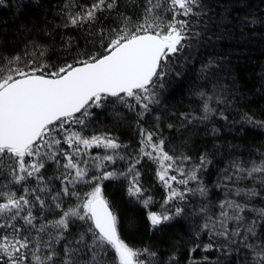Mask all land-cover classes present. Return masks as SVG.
Segmentation results:
<instances>
[{
  "label": "snow or ice",
  "instance_id": "obj_1",
  "mask_svg": "<svg viewBox=\"0 0 264 264\" xmlns=\"http://www.w3.org/2000/svg\"><path fill=\"white\" fill-rule=\"evenodd\" d=\"M13 6L18 19L44 8L42 0ZM59 7L63 28L79 30L83 47L62 37V63L50 62L49 46L36 41L23 53H0V264H179L175 251L134 247L123 237L104 192L112 180L126 182L151 233L190 228L187 264H264V151L237 142L264 129V120L242 106L250 101L231 60L232 45L249 43L264 23L249 0H64ZM7 23L0 19V34ZM197 63L191 93L199 107L169 113L173 83ZM109 108L121 120L117 108L134 115V153L111 132L88 134ZM198 141L205 142L197 148ZM145 162L164 190L159 210L143 182ZM198 251L218 255L197 259Z\"/></svg>",
  "mask_w": 264,
  "mask_h": 264
},
{
  "label": "trees",
  "instance_id": "obj_2",
  "mask_svg": "<svg viewBox=\"0 0 264 264\" xmlns=\"http://www.w3.org/2000/svg\"><path fill=\"white\" fill-rule=\"evenodd\" d=\"M42 2L44 4L42 10H26L22 19L16 18L13 0H5V4L0 5V19L8 21L4 25L7 30L6 33L0 34V42L4 44L0 53L6 57H11L17 53H23L26 45L36 41L49 46L48 60L50 62L62 63L65 55L61 44L62 37L65 39L73 37L83 47V41L80 39L81 32L74 28L64 29L63 20L57 16L60 11L59 6L64 3V0H42ZM88 2L89 0H79L81 4ZM249 3L251 10L264 19V2L262 0H249ZM18 25H27V28L18 29ZM33 27H35V31H31ZM249 35L252 37L249 43L232 45L231 60L238 76V85L242 87L247 100L250 101V103L242 106L245 110H251L257 119L264 120V95L257 94V91L264 93V87H261L264 85V23L258 22L255 25V31ZM53 44L55 47H52ZM27 50L32 51L30 47ZM207 54L208 52L205 51L204 55ZM197 68H199L198 63L188 71L183 83L179 86H176L175 82L173 83L175 90L166 101L169 113L186 112L189 109L196 110L199 107V102L193 98L191 93L192 87L196 84ZM117 111L124 117L123 120L119 119L109 108L107 111L98 113L88 128V134L111 132L119 136L121 142L129 144L131 147L128 151L134 153L139 147L135 117L123 108H117ZM166 123H178V121L166 118ZM229 138L231 139V137ZM204 142L198 141L196 147L199 148ZM237 142L264 151V129L255 128L247 133L242 142ZM116 167L122 170L124 164L120 163ZM143 172L144 185L149 188L150 194L155 200L153 210H159L164 197V190L155 181V166L151 162H145ZM125 186L126 182L123 180L106 181L104 185L105 195L110 199L120 216L123 237L134 247L152 245L153 250L158 252L170 253L175 251L179 264H187L188 248L191 247L189 243L190 228L187 225L184 227L177 226L166 230L164 233H151L145 210L127 197ZM82 190L87 191V188ZM68 203L72 204L74 201ZM50 218L52 217L50 216ZM73 230L75 231V229ZM172 245H176V247L173 248ZM217 255L216 252L198 251L194 253L197 259L208 256L210 260H214Z\"/></svg>",
  "mask_w": 264,
  "mask_h": 264
},
{
  "label": "rangeland",
  "instance_id": "obj_3",
  "mask_svg": "<svg viewBox=\"0 0 264 264\" xmlns=\"http://www.w3.org/2000/svg\"><path fill=\"white\" fill-rule=\"evenodd\" d=\"M92 151H93V152H96V151H100V150H99V149H93ZM87 190H88V189H87Z\"/></svg>",
  "mask_w": 264,
  "mask_h": 264
}]
</instances>
